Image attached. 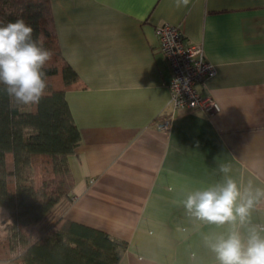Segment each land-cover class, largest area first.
Returning <instances> with one entry per match:
<instances>
[{
    "label": "crops",
    "instance_id": "1",
    "mask_svg": "<svg viewBox=\"0 0 264 264\" xmlns=\"http://www.w3.org/2000/svg\"><path fill=\"white\" fill-rule=\"evenodd\" d=\"M50 4L61 55L83 84L65 92L80 142L62 216L124 239L117 264H216L204 237L219 229L198 228L174 201L218 180L220 163L264 185V0ZM164 22L203 45L216 73L197 88L218 111L172 109L156 33ZM171 114L167 130L155 126ZM254 215L264 216V205Z\"/></svg>",
    "mask_w": 264,
    "mask_h": 264
},
{
    "label": "trees",
    "instance_id": "2",
    "mask_svg": "<svg viewBox=\"0 0 264 264\" xmlns=\"http://www.w3.org/2000/svg\"><path fill=\"white\" fill-rule=\"evenodd\" d=\"M50 2L0 0V23L23 18L34 36L43 33L44 46L53 52L39 104L13 108L0 85V207L9 221L0 235V260L117 264L127 247L124 239L63 216L43 225L61 200L73 197L69 157L76 154L80 132L65 92L83 85L61 55Z\"/></svg>",
    "mask_w": 264,
    "mask_h": 264
},
{
    "label": "clouds",
    "instance_id": "3",
    "mask_svg": "<svg viewBox=\"0 0 264 264\" xmlns=\"http://www.w3.org/2000/svg\"><path fill=\"white\" fill-rule=\"evenodd\" d=\"M190 3L174 0L177 8ZM45 40L43 33L34 36L23 18L0 23V85L13 108L39 104L46 95L44 68L53 52L44 46ZM217 171L218 180L186 189L174 203L198 228L219 229L204 237L216 264H264V216L257 220L254 215L264 205V185L236 177L230 163H220Z\"/></svg>",
    "mask_w": 264,
    "mask_h": 264
},
{
    "label": "built area",
    "instance_id": "4",
    "mask_svg": "<svg viewBox=\"0 0 264 264\" xmlns=\"http://www.w3.org/2000/svg\"><path fill=\"white\" fill-rule=\"evenodd\" d=\"M156 33L171 70L169 89L172 109H200L208 114L218 111L217 101L203 95L197 88L198 84L204 85L205 80L216 73L214 64L206 57L203 45L187 41L177 24L169 22L159 24L156 26ZM172 118V114L164 116L155 122V126L167 130ZM73 199L74 197L70 200H61L43 225H48L50 220L62 216Z\"/></svg>",
    "mask_w": 264,
    "mask_h": 264
},
{
    "label": "rangeland",
    "instance_id": "5",
    "mask_svg": "<svg viewBox=\"0 0 264 264\" xmlns=\"http://www.w3.org/2000/svg\"><path fill=\"white\" fill-rule=\"evenodd\" d=\"M12 9V8H11ZM25 109H29L30 106H23ZM7 213L5 212V210L3 208L0 207V235H4L7 232V227L6 224L7 222H9L7 220Z\"/></svg>",
    "mask_w": 264,
    "mask_h": 264
}]
</instances>
